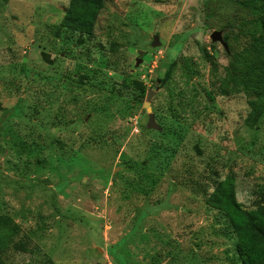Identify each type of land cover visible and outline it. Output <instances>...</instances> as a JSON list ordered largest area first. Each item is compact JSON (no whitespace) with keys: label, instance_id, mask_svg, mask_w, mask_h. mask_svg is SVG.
<instances>
[{"label":"rangeland","instance_id":"rangeland-1","mask_svg":"<svg viewBox=\"0 0 264 264\" xmlns=\"http://www.w3.org/2000/svg\"><path fill=\"white\" fill-rule=\"evenodd\" d=\"M66 3L0 5V214L30 250L8 248L5 264H241L230 223L201 192L231 174L243 208L264 203V115L250 129L241 93L209 103L203 91L216 86L205 54L219 71L231 46L245 45L247 9L105 0L91 34H55Z\"/></svg>","mask_w":264,"mask_h":264},{"label":"trees","instance_id":"trees-1","mask_svg":"<svg viewBox=\"0 0 264 264\" xmlns=\"http://www.w3.org/2000/svg\"><path fill=\"white\" fill-rule=\"evenodd\" d=\"M105 0H67L63 8V13L54 31L63 29L68 32H78V34H91L98 13L104 6ZM7 0H0L3 5ZM250 15L244 24H248L245 31L238 32L237 37L246 41L245 45L232 48L228 51V60L217 70L216 63L212 61L208 53L205 59L210 63V76L216 81V86L203 91L205 102H212L215 94L228 95L231 93H241L245 98L248 107L243 123L252 129L257 126L258 120L264 115V0H239ZM226 40L227 35H223ZM176 63L171 61L164 71L160 83L164 84L170 78ZM180 73L184 75L185 84L194 75L192 65L185 58L177 66ZM84 76H81L83 78ZM81 78L79 81H81ZM192 87L187 91L190 94V101L196 98V83L191 82ZM133 84L143 94L144 85L139 80H134ZM171 97V96H170ZM189 101V100H188ZM177 117V112L170 113ZM156 151H166L168 147L160 143H154ZM153 151V150H152ZM158 156L157 152L154 153ZM172 152H165L170 156ZM213 188L210 192L202 190L204 203L220 211L230 223L235 235V250L241 264H264V203L255 202L250 208H243L236 200L234 178L231 174L222 178H214ZM17 229L16 224L11 219L0 214V264H5L3 256L8 248L17 252L30 251L25 249L27 240H13V235Z\"/></svg>","mask_w":264,"mask_h":264},{"label":"water","instance_id":"water-1","mask_svg":"<svg viewBox=\"0 0 264 264\" xmlns=\"http://www.w3.org/2000/svg\"><path fill=\"white\" fill-rule=\"evenodd\" d=\"M209 37H210L211 41H217L224 48H226V43L223 41L220 31H212L210 33ZM155 40H156V42H155ZM155 43H159L156 35L153 36V40H152V44L154 45ZM138 54L141 55L142 51L139 50ZM136 62H138V60H136ZM158 84H159V80H155V82L151 85V87L146 90L143 105L146 106L147 110H149L148 104H149V101L151 99V95L153 94V90L155 88H157ZM148 126H154L153 116L150 112L148 114Z\"/></svg>","mask_w":264,"mask_h":264}]
</instances>
